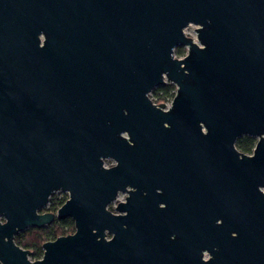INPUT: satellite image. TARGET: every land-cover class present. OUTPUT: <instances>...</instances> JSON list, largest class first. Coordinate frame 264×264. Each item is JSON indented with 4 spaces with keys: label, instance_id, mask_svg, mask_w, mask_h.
<instances>
[{
    "label": "water",
    "instance_id": "1",
    "mask_svg": "<svg viewBox=\"0 0 264 264\" xmlns=\"http://www.w3.org/2000/svg\"><path fill=\"white\" fill-rule=\"evenodd\" d=\"M166 81L169 107L150 98ZM132 167L197 187L212 259L150 248L106 210ZM262 188L264 0H0V212L42 226L36 210L67 191L57 217L75 226L36 264H264Z\"/></svg>",
    "mask_w": 264,
    "mask_h": 264
},
{
    "label": "flooded vegetation",
    "instance_id": "2",
    "mask_svg": "<svg viewBox=\"0 0 264 264\" xmlns=\"http://www.w3.org/2000/svg\"><path fill=\"white\" fill-rule=\"evenodd\" d=\"M166 84L172 83L166 81L163 85ZM173 96L165 102H154L152 97L150 98L155 104L164 103L169 107ZM122 135L128 138L126 134ZM254 139L255 145L257 139ZM252 150L250 153L238 151L251 154ZM117 164L118 161L114 158H102L104 168ZM130 172L132 175L129 177V183L125 185L124 190H117L115 197L107 203L106 210L115 216L130 215L131 233L134 236L146 234L151 242L150 248L175 254H185L192 250L193 257L200 253L203 261L212 259L211 250H218V246L211 244L209 246L211 250L208 248L200 250L199 246L201 242L199 190L185 181L184 176L181 175L182 171L162 168L151 174L148 170L140 172L136 167H132ZM262 190L264 191V188ZM55 192L58 191L52 192L46 204L36 210L37 215H52L50 222L42 226L28 225L22 228L18 226L9 228L7 216L0 212V264H36L44 258L45 243L53 242L59 236L75 232L74 221L71 217H57L58 209L68 199L69 193L64 191L67 193V198L54 200L52 196ZM65 220L73 222V229L57 235L56 225ZM215 224L221 225L222 220H216ZM127 227L128 225L122 222L118 232ZM111 236L106 231V239ZM230 236H236V233L231 232Z\"/></svg>",
    "mask_w": 264,
    "mask_h": 264
},
{
    "label": "trees",
    "instance_id": "3",
    "mask_svg": "<svg viewBox=\"0 0 264 264\" xmlns=\"http://www.w3.org/2000/svg\"><path fill=\"white\" fill-rule=\"evenodd\" d=\"M176 54H183L184 50L182 47H176L174 50ZM174 84H166L163 86L156 87L152 92L150 97H152L154 102H165L174 95L175 92ZM255 139L249 136L239 137L236 140V147L241 152L250 153L254 146ZM63 201V200H62ZM73 229V222L71 220H65L62 223L56 225V234H63Z\"/></svg>",
    "mask_w": 264,
    "mask_h": 264
},
{
    "label": "rangeland",
    "instance_id": "4",
    "mask_svg": "<svg viewBox=\"0 0 264 264\" xmlns=\"http://www.w3.org/2000/svg\"><path fill=\"white\" fill-rule=\"evenodd\" d=\"M195 28H196L195 25H189V26L184 30V32H185V34H186L187 36L196 39ZM182 48H183V47H182ZM183 50H184V53H183V54L179 55V54L174 53L175 56H176L177 58H182V57L185 55V53H186V48H183ZM62 197H66V198H67V193L64 192V191H58V192H55V193L53 194V196H52V198H53L54 200H59V199H61Z\"/></svg>",
    "mask_w": 264,
    "mask_h": 264
}]
</instances>
